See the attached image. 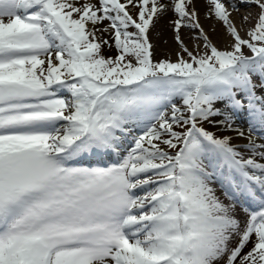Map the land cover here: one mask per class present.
Segmentation results:
<instances>
[{
    "label": "snow or ice",
    "instance_id": "obj_1",
    "mask_svg": "<svg viewBox=\"0 0 264 264\" xmlns=\"http://www.w3.org/2000/svg\"><path fill=\"white\" fill-rule=\"evenodd\" d=\"M228 3L220 50L195 0H0V264H264V0Z\"/></svg>",
    "mask_w": 264,
    "mask_h": 264
},
{
    "label": "bare ground",
    "instance_id": "obj_2",
    "mask_svg": "<svg viewBox=\"0 0 264 264\" xmlns=\"http://www.w3.org/2000/svg\"><path fill=\"white\" fill-rule=\"evenodd\" d=\"M167 2V0H165ZM225 3L226 7L228 8L230 19L236 25L240 34L245 32V28H251L255 23V14L258 9L255 6L251 5H240L238 10L233 9L228 0H222ZM232 3L239 4V0H232ZM209 5L207 4V0H195V8L198 12V19L199 22L204 29V32L207 34L209 41L217 47L220 46V49L228 50L231 47V37L228 34L225 25L222 21L214 16V14H208ZM248 13H252L247 21H244L242 17ZM175 14L169 10L168 12L161 15L158 19H156L154 26L150 27L149 37L151 43L155 46V53L156 58H166L170 57L172 60L176 59V52L179 51L176 48H179L177 42L175 41V33L173 31V27L170 21L174 20ZM107 23V22H105ZM107 36V34H105ZM180 35L184 40L185 44L188 45L190 50L194 53L197 51V46L199 45V51L202 53L206 51L203 47V41L199 39H192L193 36L196 35L192 30L189 28H181ZM245 37L244 35H241ZM104 54L106 56H114L116 54V50L114 47L108 49L105 47ZM259 91V90H258ZM222 119L221 117H215L214 120ZM214 128L221 127L217 124H214ZM236 125L244 127V119L241 117L237 119ZM222 128V127H221ZM225 135L233 137L232 143L234 144H243L245 143L244 140L237 138L234 132L224 130ZM139 134V132H135ZM242 150V149H241ZM223 189V188H222ZM224 190V189H223ZM216 195L223 200L225 203L226 200L222 197L219 191H215ZM241 219L245 217V215L240 216ZM249 248L251 245L248 246ZM248 249L246 248L245 251Z\"/></svg>",
    "mask_w": 264,
    "mask_h": 264
},
{
    "label": "rangeland",
    "instance_id": "obj_3",
    "mask_svg": "<svg viewBox=\"0 0 264 264\" xmlns=\"http://www.w3.org/2000/svg\"><path fill=\"white\" fill-rule=\"evenodd\" d=\"M249 29V28H248ZM248 29H244L245 30V32L244 33H242L241 35H244L245 36V38H247L246 37V31L248 30ZM229 34V33H228ZM231 37V36H230ZM232 38V37H231ZM233 42V38L231 39V43ZM217 48L218 49H220V46H218L217 45ZM177 50H179V48H176ZM220 50H224V49H220ZM227 50V49H226ZM245 51V53L247 54V55H250L251 54V52H250V50H248V49H245L244 50ZM214 118L215 117H213V118H211L212 120H214ZM201 126H203L204 128H206L207 130H209V131H212L213 133H215L217 136H224L225 135V132H224V129L223 128H221V127H217V128H214V125L212 124V123H210V122H207V121H205V122H203L202 123V125Z\"/></svg>",
    "mask_w": 264,
    "mask_h": 264
}]
</instances>
